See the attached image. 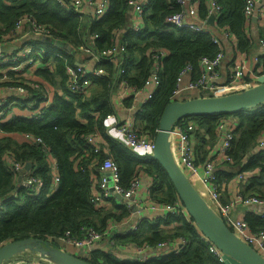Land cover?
<instances>
[{
    "label": "trees",
    "instance_id": "obj_1",
    "mask_svg": "<svg viewBox=\"0 0 264 264\" xmlns=\"http://www.w3.org/2000/svg\"><path fill=\"white\" fill-rule=\"evenodd\" d=\"M204 2L205 0H202L200 7L202 16L206 14ZM218 2L222 6V15L217 26L232 32L239 49L253 51L258 39L248 34L245 26V0ZM146 10L143 35H134L131 32L124 35L127 45L124 63L129 81L141 86L150 74L152 64L146 50L149 47L168 50V57L161 71V85L152 99L139 106L136 117L139 129L155 136L161 114L172 101V90L180 70L186 63H192L195 76L200 57H213L220 48L207 34L167 29L166 17L180 10L176 0H151ZM23 15H30L38 23L50 26L61 38L58 44H49L47 47L66 54V59H57L55 66L61 77L59 83L63 94L53 95L52 104L43 109L40 118L31 119L18 113L0 120V198L3 201V207L0 209V247L9 241L28 237H38L46 242L47 235H61L67 231L72 235L81 236L85 228L92 226L102 230L111 220L127 215L129 210L126 204H114L122 210V213L118 214L108 211V208L97 207L91 201L94 176L98 175V165L106 158L103 151L106 142L110 148V157L120 167L124 185L130 183L139 163H144L147 172L154 178V198L175 201L178 195L165 169L155 159L141 160L122 141L107 132L106 116L115 112L112 98L116 90L117 65L109 59H102L98 66L104 68L106 74L92 76L93 82L87 95L71 93L65 84V64L76 62V56L61 43H68L73 49L85 45L95 52L109 47L114 32L126 26L128 22L126 0H111L108 13L102 19L91 22L86 30H82V17L75 11L66 9L57 0H0V33L13 30L17 20ZM91 34H98L99 37L90 43L88 37ZM259 36H264V27L260 29ZM137 55H140V58H137ZM51 56L50 51L41 58L48 61ZM8 67L9 65L0 63V70H6ZM131 70L135 72L131 73ZM37 71L48 81L58 82L48 74L51 72L49 69L38 68ZM3 84L5 82L0 80V85ZM32 92L35 104L29 107L25 101L20 102L19 107L29 110L38 108L41 93L38 90ZM125 104L130 106L131 99H126ZM226 115H234L240 121L233 142L235 166H238V169L261 167L264 170V152H253L256 139L264 130V108L195 117L199 119L202 128L212 132L217 126V119ZM80 117L87 122H82ZM94 132L101 133L104 139L99 153L92 151L86 143V137ZM28 134L41 137L45 146L32 142ZM10 152L15 154L16 159L33 164V173L44 180V189L40 195L25 198L22 195L24 191L17 190L14 175L6 163V156ZM248 153L251 157L245 164L243 159ZM49 154L57 160L60 173V182L55 190L48 166ZM14 191H18V197L12 196ZM22 198L25 199L23 204ZM248 220L253 229H264L263 219L249 215ZM174 222L176 225L173 232L163 228ZM177 236L187 239V245L180 254H170L149 261H130L118 258L110 251L96 248L91 251L89 257L84 258L94 264H221L209 251L206 241L197 232L196 227L175 215L158 218L156 222L143 220L137 231L117 238L123 242L148 243L154 246L160 241Z\"/></svg>",
    "mask_w": 264,
    "mask_h": 264
},
{
    "label": "built area",
    "instance_id": "obj_2",
    "mask_svg": "<svg viewBox=\"0 0 264 264\" xmlns=\"http://www.w3.org/2000/svg\"><path fill=\"white\" fill-rule=\"evenodd\" d=\"M66 9L73 10L82 17V20L89 18L91 22L102 19L111 7V0H57ZM151 0H126L128 7V22L126 26L114 32L112 44L95 52L88 46H81L92 62L88 65L84 60H76L73 64H65L66 88L71 93H89L92 85V76L105 75L104 68L98 64L102 59H109L117 65L116 91L112 98L115 112L106 116L108 121L107 132L114 128L120 135L126 147L137 154L141 160L153 158L155 148V136L141 131L138 126L137 111L154 97L162 82V67L168 57V50L162 47H149L146 55L152 61L150 74L143 81L141 86L132 84L127 78L125 66V52L127 45L124 42L125 34L143 35L146 14V6ZM168 1V0H167ZM180 10L176 11L165 19L167 29H183L194 33L209 35L220 50L213 56H202L197 63L196 75L193 76L195 67L192 63H186L180 70L175 86L172 90L171 100H185L199 96L224 95L250 88L258 84L254 80L264 72V55L260 52L250 55L237 47L236 39L229 29H220L217 24L222 15V6L218 0H205L206 14L200 13L202 0H176ZM214 16V24L209 19ZM245 26L248 34L254 35L255 28L258 29V44L264 49V36H259V31L264 27V0H245L244 5ZM254 24H256L254 26ZM99 37L98 34H91L88 39L90 43ZM22 39V40H21ZM61 38L55 34L53 29L42 23H38L30 15L21 16L13 30L0 33V63L9 65L8 69L0 70V80L5 84L0 85V120L16 115L15 111L20 102H25L32 107L35 102L32 90L41 93V101L36 109L27 115L31 119L40 118L43 109L52 104V93L49 87L33 79L26 73L32 69H49L56 72L57 59H66V54L60 50L48 48L49 44H58ZM225 41L235 44V58L230 63L227 78L222 79L221 65L226 60L227 54ZM17 42L16 47L8 46ZM71 46V45H70ZM73 49V47H71ZM66 49V48H65ZM68 50V49H67ZM51 51L52 56L48 61L41 57ZM70 51V50H68ZM42 59V60H41ZM261 61V63H260ZM254 62L255 71L250 68ZM250 76V77H249ZM186 77H189L186 80ZM254 80V81H253ZM258 80V79H257ZM61 89L58 94L62 95ZM126 99H131V105L125 104ZM264 108V104L258 106ZM127 114L121 118L120 109H126ZM28 109V108H27ZM97 115V114H96ZM112 119V124L109 121ZM82 122H87L81 118ZM239 118L234 115L220 116L217 119L218 138L212 145L203 159H199L196 149V133L203 129L197 117L191 116L181 119L172 127L171 145L173 155L186 174L191 183L206 201L222 216L225 223L243 241L254 247L264 256V229H253L249 223L248 216L240 211L250 206L264 208V194L246 193L243 186L249 180L262 173L261 167L253 169H235L236 159L233 156V142L237 136ZM34 143H42L41 137L31 134L27 135ZM113 136V135H112ZM86 143L95 153H99L104 145L101 133L94 132L86 137ZM264 152V130H262L255 142L253 152ZM48 166L53 176V188H57L60 182L58 162L51 155H48ZM6 163L9 171L14 175L17 190L24 191L23 196H38L43 192L44 180L33 173V167L26 169L27 162L16 159L15 154L10 152L6 156ZM227 166L235 172L232 179L227 183L233 184L235 193L224 200L222 193L225 183L219 182L218 170ZM98 175L94 176L91 191V201L96 206H103L106 203L126 204L130 212L137 214V220L121 235L135 232L143 220L156 222L158 218H165L168 215H175L192 223L197 232L206 241L209 251L213 253L221 264H233L232 259L210 241L203 232L195 225L188 209L178 197L173 202L159 200L152 195L154 178L147 172V166L139 163L135 175L126 186L122 182V175L119 165L111 158L106 157L98 165ZM18 191H14L13 197H18ZM22 204L25 199L22 198ZM3 201L0 198V209ZM257 216L264 218V211L257 212ZM256 215V214H255ZM176 222L165 225L175 227ZM116 220H111L107 227L99 230L95 227L85 228L81 236L72 235L69 231L61 235H47L46 243L56 246L62 250L71 252L80 257H89L91 251L101 248L103 243L110 247V251L122 260L149 261L168 256L180 254L187 245L184 236L168 238L152 246L148 243L137 244L131 241H121L115 235ZM16 264H54L43 258L30 259Z\"/></svg>",
    "mask_w": 264,
    "mask_h": 264
},
{
    "label": "water",
    "instance_id": "obj_3",
    "mask_svg": "<svg viewBox=\"0 0 264 264\" xmlns=\"http://www.w3.org/2000/svg\"><path fill=\"white\" fill-rule=\"evenodd\" d=\"M209 22L215 23L214 16L210 17ZM61 45L72 50L68 43L64 42ZM262 104H264V81L250 88L224 95L170 101L161 114L155 135L153 158L167 172L178 197L188 209L195 225L227 256L241 264H264V256L227 226L222 216L206 201L182 171L173 155L171 131L176 122L186 117L235 113L257 108ZM32 167L33 164L27 162L26 169ZM26 251L35 254L36 258H43L54 264H94L83 257L49 245L38 237L12 240L2 245L0 264H5Z\"/></svg>",
    "mask_w": 264,
    "mask_h": 264
},
{
    "label": "crops",
    "instance_id": "obj_4",
    "mask_svg": "<svg viewBox=\"0 0 264 264\" xmlns=\"http://www.w3.org/2000/svg\"><path fill=\"white\" fill-rule=\"evenodd\" d=\"M82 22H83L82 23L83 24L82 25V30H86L87 29L86 27L87 26L89 27V25L91 24V20H89V18H85L84 20H82ZM255 25L256 24H254V26ZM257 34H258V29L255 28L254 36H255V39L259 40V37H258ZM120 38L124 39V37H120ZM234 41H235V38H234ZM17 44H18L17 42H14V43L9 44L8 46L16 47ZM224 45H225L227 57H226V60L223 62V64L221 65V68H220V71H221V74H222V79H226L227 78V73H228L229 67L231 65L230 61L233 58H235L234 49L236 48L235 44H233L230 41H225ZM252 50L253 51L248 52L250 55H253V53H257V52H260L261 55H264V49L258 44L257 40H256V46ZM70 51H72L73 54L76 56V60L77 59L78 60H84V61L87 62L88 65H92V62H91L89 56L86 55V54L84 55L82 51H79L78 49H72ZM80 54L81 55L83 54V56H80ZM84 57H85V59H84ZM262 61H264V58L262 59ZM260 63H261V61H260ZM255 65L256 64L254 62H251V64H250V68L252 70H254V71H255ZM134 72H135V70H131V73H134ZM262 73L263 74H260V76L258 78L254 79V80L258 81V83L262 82V80H263L264 72H262ZM26 74L29 75L33 79L40 80L41 82L44 83V85H46V87L48 86L49 89L51 90L52 96L55 93H59L60 90L62 89L61 83H59L61 81V77H60V75L57 72H48V74H50L52 77H54V79H56L58 81L56 83L50 82L47 79H45L41 74L38 73V71L36 69L34 71H32V69H31ZM188 78L189 77H186V80ZM30 111L31 110H29V109H24V108H21V107L18 106L16 108L15 113L16 114L22 113V115L23 114L27 115V114H29ZM119 111H120L119 112L120 113L119 116L121 118H123V117L126 116L128 108H127V110L126 109H120ZM109 123H110V125L112 124V119H110ZM110 132H111V134L114 137H116L117 139H119L120 141L123 142V140L121 139L120 135L117 133V131L114 128H111ZM217 138H218L217 127L212 132L211 131H207L205 128H203V129L199 130L196 133V136H195L196 149H197V154H198V157H199L200 160L203 159L206 156V154L208 153V151L210 150L212 145L216 142ZM103 151H104L105 157H107V155L111 154L110 153V148H109V145L107 144V142L104 145ZM250 157H251V155L249 153L246 154L244 156L243 162L245 164H247V162L250 159ZM235 169L239 170L238 166H235ZM261 172L262 173H260V175L253 176L249 180V182H247L243 186L244 192H246V193H261V194H264V170H262ZM234 175H235V172L231 171L229 168H227V166L224 169H219L218 170L219 182L225 183V189H224V191L222 193V196H223L224 200H228L229 197H231L236 192L234 187H233V184L232 183H230V184L227 183V181L232 179ZM97 207H101V206H97ZM101 208H104V209L108 208V211H110V212L114 211V212H116L118 214L122 213V210L120 208H118V206L116 208L115 205H112L111 203H106ZM240 211L244 212L247 216L252 215V216H255V217H258V218L264 220V218H261V217L257 216L258 215L257 212L264 211L263 207L250 206V207L244 208V209H242ZM136 220H137V214L134 211H132V212L129 211L127 215H124L121 219H117L116 220L115 235L116 236H121V233H123V231L127 230L133 223L136 222ZM163 228L166 229L168 232H173L174 229H175V227H166V226H163ZM101 247L105 251L110 250V247H108V245L105 244V243H103L101 245ZM34 257L32 256V259ZM22 261L23 260H19V259H16V260L11 259L10 261L6 262L5 264H16V263H19V262H22ZM232 263L233 264H241V263L233 261V260H232Z\"/></svg>",
    "mask_w": 264,
    "mask_h": 264
},
{
    "label": "rangeland",
    "instance_id": "obj_5",
    "mask_svg": "<svg viewBox=\"0 0 264 264\" xmlns=\"http://www.w3.org/2000/svg\"><path fill=\"white\" fill-rule=\"evenodd\" d=\"M78 50L79 51H82L83 52V54L85 55V54H87L86 52L84 53V51L82 50V49H80V47L78 48ZM83 54L81 55L80 54V56H83ZM137 58H140V55H137L136 56ZM83 59V58H82ZM84 59H85V57H84ZM78 60V59H77ZM264 81V76H263V80H262V82ZM32 256L34 257H36V255L35 254H33L32 252H30V251H26V252H24V253H22V254H20V255H18V256H15L14 258H13V260H16V259H19V260H23V262L24 261H28V260H30V259H32ZM34 257V258H35ZM33 258V259H34Z\"/></svg>",
    "mask_w": 264,
    "mask_h": 264
}]
</instances>
